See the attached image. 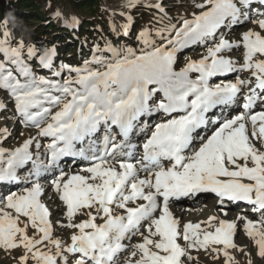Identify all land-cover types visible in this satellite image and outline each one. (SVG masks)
Wrapping results in <instances>:
<instances>
[{"label":"snow or ice","instance_id":"snow-or-ice-1","mask_svg":"<svg viewBox=\"0 0 264 264\" xmlns=\"http://www.w3.org/2000/svg\"><path fill=\"white\" fill-rule=\"evenodd\" d=\"M194 6L174 22L163 0H127L125 22L112 25L118 35H132L136 8L156 13L135 36L139 46L105 41L79 66H57L55 46L41 52L10 40L6 26L0 33V90L18 121L36 129L13 149L2 146L11 134L0 129V184L19 186L28 173L21 191L0 197V250L19 253L17 264H199L193 251L238 264L230 251L244 253L234 240L238 222L182 223L171 211L173 201L200 193L221 205L243 202L258 215L238 220L264 258V110L254 111L264 106V0ZM246 23L254 27L237 41L222 31ZM197 45L206 55L177 70L179 54ZM234 50L242 63L227 55ZM33 62L51 75H39ZM245 71L249 78L212 82ZM234 105L239 114L213 119ZM136 135L142 143H133ZM65 158L87 165L68 172ZM42 180L66 216L56 224L72 229L67 242L55 235ZM78 215L86 218L77 222Z\"/></svg>","mask_w":264,"mask_h":264},{"label":"rangeland","instance_id":"rangeland-1","mask_svg":"<svg viewBox=\"0 0 264 264\" xmlns=\"http://www.w3.org/2000/svg\"><path fill=\"white\" fill-rule=\"evenodd\" d=\"M71 1L72 0H58L55 3V5L52 6V5H50V3H48L49 0H44V2H42L43 3L42 11L47 14L46 17L41 16V15L35 16V14L33 15L31 13L30 14L24 13V14H22L21 17L18 16L15 23L10 22V20H9L10 18L5 17V15H7V12H6V14H3L2 17H0V33H2L5 30V26H6L7 31L10 33V37H12V40H14L16 42L23 41V43L26 45V42L28 40L25 39L24 36L30 34L31 37L29 38V40L33 39L35 36H39V34L36 35V31H38V29L40 28V25H42L44 23L45 19H47V21H48V19H50V17L51 18L54 17L56 20L55 22H57L56 25L63 27L64 26L63 19H69L70 20L72 17H75L78 21H81V20L87 18V19L94 20L96 27L98 26L97 32L101 36L100 40H98L96 38V40L94 41V45L100 44L101 46H103L105 41H110L114 45H123V44L127 43L132 47H138L139 45H138V42L135 40V36L138 34V31L143 26L149 24L152 17L156 14L155 12L149 11L143 7H139V8H136L135 10H133L132 15L135 18V25H134V28L132 31V35L130 37L121 38V37H118L116 35V32H114L112 30V25H113V23H115L118 27L119 25H121L125 22L124 18L122 16H120L119 13L121 11H125V12L127 11V9L124 7L127 0H97V4L90 7V9L89 8H77L74 4L72 5ZM196 2H200V0H163L164 7H165L168 15L170 17L174 18V22L176 20L181 19V18L190 17L194 11H197V9L194 6V4ZM94 9H96V10H94ZM57 11L61 13L62 18H57L55 16V13ZM98 22H100L101 24H99ZM13 24L15 25V29H13ZM253 27L254 26L251 23H246V24L242 25V27L240 26L239 29H237L235 32H229V33L226 32L224 34H225V37L229 41H237L240 39V37L244 31H247L248 29L253 28ZM68 28H71V27H68ZM134 32H135V34H134ZM45 36H46V34H45ZM50 36H52V34H50ZM3 38H4L3 36H0V39H3ZM94 38H95V36H93V40H94ZM93 40L91 42H93ZM28 46H35V44L29 43ZM70 46H72V45H70ZM49 48H51L50 45L48 46L47 49H49ZM73 52L71 51V53H73ZM241 53H242V50H234L233 52H231L230 54H227V55H229L231 59L238 61L239 63H242L243 61H242V54ZM73 54L67 55V53H65V54L61 55L62 57H60V56L56 57V60L59 59V60H57L56 65L58 66L60 63L68 64L70 66H78L77 64H82V63H80V58L74 59L75 57L73 56ZM204 55H206V48H204L202 46H198L194 50L193 49L192 50L185 49L182 53L179 54L178 63H177V67H176L177 70H179V68L183 67L190 59L191 60H198ZM60 58H61V60H60ZM89 59H91V56H89ZM41 75H44V73H41ZM237 75H239L240 78H241V76H244L247 78L249 77V73H247V71H245V72H242L239 74L235 73V75L231 76L230 79H233V78L236 79ZM0 101H3L4 103L7 104V110L0 111V129L7 128L9 133L11 134L9 136V138L7 139V142L4 143L2 146L5 149H13V148L19 146L23 142V140L28 138L30 135L34 136L36 133V129L35 128L29 129L28 127H25L23 124H21L18 121L17 116L13 112V105L11 103V99L8 95H6V93L3 90H0ZM158 117H160V116L158 115ZM155 118H156V116H155ZM158 122H159V120H158ZM30 132H32V134ZM84 163L87 164V162H84ZM76 169H77V167L73 168V171L75 172ZM22 175H24V174L22 173ZM42 184L44 185V188H45V186H47L45 184H48V182L44 181V182H42ZM22 188H23V186L21 187V183H20L18 188H16V187L14 189L2 188L3 190L0 188V192H1V190L2 191H5V190L10 191L11 190V191L19 192L22 190ZM53 192L54 191L51 190L50 188L48 189V191H45L44 195L42 196V201L49 207V209L52 213L51 219H52L53 224H54L55 235L67 242L68 241L67 238H69V237H67V238H65V237L67 235L69 236L71 231H69L68 229L66 231L65 228H61L56 224V221H66V218L61 215L62 211L60 212L59 210H57L59 200L52 198L51 195H53L52 194ZM2 195L3 194H1L0 197H2ZM48 198L53 199L52 204H51V202H49ZM200 200H201V198H199V201ZM208 201H209V199H206V197L202 198V200H201L202 204L200 203V206L203 205L205 209L206 208L209 209L210 208L209 206H211V210H212L213 207H212V205H209L210 203ZM185 203H186V201H185ZM181 207H187V206H181ZM181 207H179V208H181ZM204 208H202V209H204ZM208 209H207V211H208ZM55 210L59 211L57 217H54ZM232 213L233 214L236 213V210H232ZM174 216L176 218L180 219L182 223H185L186 220L192 218L191 216L190 217L188 216L187 212L183 213V214L180 213L179 215L178 214L176 215L174 213ZM229 217H232V216H229ZM85 218L86 217L78 215L77 216V222L79 220H82ZM197 218L199 219V217H197ZM197 218H193V219H197ZM219 219H223V218L218 217L217 220H219ZM235 220H238V217H235ZM194 221H196V220H194ZM214 223H216V222H214ZM242 225H243L242 223L239 224V230L235 236L236 237L235 243L244 249V253H241V252L236 251V250H230V251H232V254L235 256V259L238 262V264H248L249 260H251V264H264V258L259 257V255L257 254V249H256L254 243L252 242V240L246 235L245 231L242 232V230H241ZM31 234L32 233L30 231L29 235H31ZM133 243H135V242H133ZM245 253H250V255H246ZM192 254H193V256H198L199 264H223V256H221L219 259H213V257L211 255H209L208 253H206L204 251H200L199 253L193 251ZM18 255H19V253L15 252V251H13V252H11V254H9L8 252H6L4 250H0V264H17L16 257H18Z\"/></svg>","mask_w":264,"mask_h":264},{"label":"trees","instance_id":"trees-1","mask_svg":"<svg viewBox=\"0 0 264 264\" xmlns=\"http://www.w3.org/2000/svg\"><path fill=\"white\" fill-rule=\"evenodd\" d=\"M57 1L58 0H49L48 3L54 6ZM42 2H44V0H0V17L3 14H6V12L11 22H15L18 16L21 17L24 13H31L33 15L35 14V16L41 15L46 17L47 14L42 11ZM71 3L72 5L74 4L77 8L90 9V7L97 4V0H72ZM55 24L56 22L51 17L50 19H48V21L47 19H45L44 23L40 25V28L38 29V31H36V35L39 34V36H35L34 38L45 37L44 34H52L51 38L55 41L59 40V38H67L69 36H73L74 31H71L69 28L67 29L66 27L59 28ZM80 29L81 32L79 31V34H81L83 39L86 40L88 39V36L91 37L92 33L94 32L95 23L92 20L84 19V22ZM28 35H25L24 38L29 39L31 36L30 34Z\"/></svg>","mask_w":264,"mask_h":264},{"label":"bare ground","instance_id":"bare-ground-1","mask_svg":"<svg viewBox=\"0 0 264 264\" xmlns=\"http://www.w3.org/2000/svg\"><path fill=\"white\" fill-rule=\"evenodd\" d=\"M239 27L240 26H238L237 27V29H239ZM242 27V26H241ZM226 30V29H225ZM230 79V78H229ZM260 111V110H259ZM218 112V114H220L221 113V110H218L217 111ZM160 117H158V116H156V118H155V116H153L152 117V123L153 124H155V123H157L158 122V120H156V119H159ZM216 119H220L219 118V116H217L216 117ZM156 121V122H155ZM212 131V128L210 127L209 129H206V131ZM202 132V134L204 135L205 134V131H201ZM133 143H136V141H133ZM87 164H85L84 162H81V164L80 165H77V166H74L73 168H75V167H77V169L75 170V172H78V171H80V169L82 168V167H84V166H86ZM73 168H71V169H69L68 170V172H74L73 171ZM21 175H22V173H21ZM20 185V184H19ZM18 188V186L16 185V184H0V188L2 189V188H4V189H9V188H11V189H14V188ZM45 191H48V189H49V187H48V185L47 186H45ZM53 195H51L52 196V198H55V199H58V198H56V194L53 192L52 193ZM50 196V197H51ZM49 199V202H51V204H52V200L53 199ZM199 198L200 197H198V198H194V197H188V198H186V199H182L181 201H175V204H180V205H182V204H184L185 203V201H186V205L185 206H187V207H181V208H179V209H177V210H175V211H177V213H175V211L173 212V214L175 213V214H183V213H186L187 212V214H188V216L190 217H192L191 219H188V220H186L185 221V223L186 222H189V221H191L192 223H195V222H198L199 220H200V218H202L203 216L201 215V214H199V212H200V210L202 209V208H204V206L202 205V206H200V205H198L197 203L199 202L200 203V201H199ZM47 201V200H46ZM59 204H60V202H59ZM58 204V205H59ZM210 205V204H209ZM206 207V206H205ZM210 208V210H208V211H214V209H212L211 210V206H209ZM207 209L208 208H204V209H202V211H201V213L203 214V215H205V216H210V213L207 211ZM57 210H59L60 212L61 211H63L61 208H58ZM59 211H56L55 210V212H54V217H57V215H58V213H59ZM183 212V213H182ZM236 212H238L237 210H236ZM208 213V214H207ZM229 213V215L228 216H231V214H230V212H228ZM232 213V212H231ZM242 212H240V214H241ZM247 213V212H246ZM233 214V213H232ZM62 216H64L65 218H66V216L65 215H63V214H61ZM240 216H242V215H237V217L239 218ZM197 217H199V219L197 218ZM227 217V216H226ZM193 218H197V219H193ZM203 218H205V217H203ZM253 218L254 219H256V220H258V215H253ZM194 220H196V221H194ZM234 221H236V222H238V224H243V222H240L239 220H235L234 219ZM202 227H203V225H202ZM242 229V232L244 231L243 230V225H242V227H241ZM66 231H67V229H65ZM69 231H72V229H68ZM59 231V230H58ZM237 233H238V231H237ZM67 237H69L68 235L65 237V238H67ZM67 239H69V238H67ZM138 240H139V238H138ZM235 241H236V238L234 239ZM181 243H184L182 240L180 241Z\"/></svg>","mask_w":264,"mask_h":264}]
</instances>
